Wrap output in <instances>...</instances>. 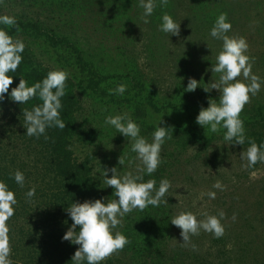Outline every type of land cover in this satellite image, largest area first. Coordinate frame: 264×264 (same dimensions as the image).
<instances>
[{"label":"rangeland","instance_id":"374dc122","mask_svg":"<svg viewBox=\"0 0 264 264\" xmlns=\"http://www.w3.org/2000/svg\"><path fill=\"white\" fill-rule=\"evenodd\" d=\"M78 2L79 6L73 9L78 7L75 11L81 12L67 18L56 15L58 6L63 4L59 0H52L51 6L48 3L43 6L48 11L56 10L53 13L37 11L32 1L25 5L16 0H3L2 7L10 9L7 10L10 16H14V11L28 17L39 13L44 17L42 14L50 13L52 20L65 24L62 25L63 34L77 42L86 51L85 57L99 68L111 72L125 70L143 81L147 90L160 100L153 101L156 104L151 105L152 115L146 118L144 128L143 118L128 108V102L113 106L116 109L113 116L127 113L139 125L140 135L149 142L156 130L155 124L158 126L162 119L160 126L169 128L171 136L162 145V163L156 172L151 176L143 173V182L155 180L157 189L162 179L171 182L172 187L164 197L168 204L148 206L144 211L134 210L124 216L122 227L113 231L121 232L129 243L122 252L109 259H113V264H264V163L245 169L240 158L250 146V138L246 139L245 145H229L223 139V129L219 133L209 132L207 136L205 128L200 126L198 134L183 132L178 127L187 115L181 116L169 106L163 112L164 100L189 106L195 109V115L202 107L209 106L210 98L219 100V90L205 92L203 87H209V83L219 79V74L213 75L209 69L216 63L222 41L212 38L210 31L219 15L226 13L232 24L228 35L247 40L246 55L253 58L252 72L261 81L260 92L244 107L240 119L244 123L246 118L251 120L258 115L264 118V0H169L167 7L159 6L160 0H156L158 6L148 18V24L141 19L143 9L139 7V0ZM165 12L180 23L179 36L159 31ZM52 23L50 26L55 27ZM9 35L21 39L25 47L35 48L34 53L39 59L53 64L35 41L17 34ZM189 78L199 82L200 87L194 92L184 91ZM78 96L82 106L80 119L93 118V111L100 107L86 95L78 92ZM158 111L162 113L158 114ZM88 121L84 120L85 126ZM89 124L95 130L94 142L85 144L82 150L95 152L93 164L102 180L103 169L113 167L121 177L128 172L140 174L137 172L140 162L131 146L126 150L128 154H120L122 134L112 136L105 120L101 124ZM251 141L264 151V142ZM121 155L124 159L127 157L123 166L118 163ZM108 176L111 178L112 173ZM217 180L226 186L225 190L212 187ZM110 189L101 198L105 203L118 199ZM209 191L216 192L215 199L202 195ZM182 211L192 212L198 219H203L204 213L218 215L223 211L226 214L221 221L224 235L217 239L201 231L199 236L191 238L195 250L182 247L181 229L171 224V219Z\"/></svg>","mask_w":264,"mask_h":264},{"label":"trees","instance_id":"16d2710c","mask_svg":"<svg viewBox=\"0 0 264 264\" xmlns=\"http://www.w3.org/2000/svg\"><path fill=\"white\" fill-rule=\"evenodd\" d=\"M16 1L25 5L32 1L37 11H46L47 8L43 6L47 3L51 6L52 3V0ZM59 1L63 4L58 6L56 15L67 18L81 12L75 11L78 7L73 9L79 6L78 0ZM3 4L1 3L0 14L10 16V11H7L10 9H4ZM66 6L69 7L65 8ZM70 8L71 10H68ZM55 11L52 8L48 12ZM14 12L13 17L17 21L19 31L16 27L2 24L0 27L9 34L25 36L35 41L37 46L48 54L46 56L53 64L39 59L34 53L35 48L32 49L29 45L25 47L18 70L9 73L14 80L9 93L6 94L5 100L0 102V181L7 184L17 199V204L14 205L15 215L8 221L12 248L10 259L13 264H72L71 259L79 245L62 239L73 223L65 209L73 202L83 203L101 199L111 188L103 183L95 171L93 164L95 152L82 150L85 144L94 142L95 130L93 127L90 128L89 122L101 124L107 116L115 114L116 109L113 106L128 102V108L138 112L137 114L143 118L144 128L146 118L152 115L151 105L156 104H153V101L160 100L147 90L143 81L132 77L130 72L125 70L111 72L99 68L93 60L86 58V51L63 34L62 25L65 24L52 20L50 13L42 14L44 17L40 13L28 17ZM119 12L127 17L123 11ZM45 17L49 22H53L55 27H51V23L49 24ZM52 70H63L68 73L66 95L61 98L63 107L60 110L66 128L64 130L48 128L46 130L48 140H45L43 135L39 139L34 136L28 137L23 127V109L31 110L42 102L38 98L22 105L13 102L10 99L11 88L18 86L21 76L27 81L28 86H32L42 81ZM120 84L127 85V90L122 96L109 94L110 89H115ZM78 92L86 95L100 107L93 111V118L87 115L90 116L87 118L89 121L80 119L82 106ZM168 106L174 108L181 116L187 115L178 130L198 134L200 125L196 123L198 115H195V109L164 100L163 112H166L165 108H169ZM261 118L259 115L252 117L251 120L246 118L244 122L246 139L264 142V118ZM84 120L88 121V125H84ZM106 126L109 127L112 136L118 134L114 127ZM119 140L120 154L126 153L131 146L130 140L128 141L125 136ZM16 170H20L25 176L23 188L15 182L12 175ZM33 187L36 194L29 203L25 193ZM110 190L114 191L113 188ZM102 264H113V259H107Z\"/></svg>","mask_w":264,"mask_h":264},{"label":"clouds","instance_id":"9594fccd","mask_svg":"<svg viewBox=\"0 0 264 264\" xmlns=\"http://www.w3.org/2000/svg\"><path fill=\"white\" fill-rule=\"evenodd\" d=\"M0 3H3V0H0ZM168 3L169 0H160L159 6L167 7ZM157 6L156 0H139V7L143 9L141 19L145 24L150 22L148 18ZM0 24L16 27L19 31L13 16L0 15ZM231 29L232 24L228 22L227 14L222 13L210 31L212 38L222 41V49L215 57L216 63L209 69L213 75L219 74V79L213 80L209 83V87L203 88L205 92L219 90L220 97L218 101L209 99V106L201 108L196 123L205 128L206 136L209 132L219 133L223 128L226 129L223 136L225 142L229 145H245V128L240 114L251 102V98L260 92L261 81L260 77L252 72L253 58L246 55L249 48L247 40L244 37L229 36ZM159 31L170 36H179L180 23L175 22L173 17L165 12ZM24 50L25 44L21 39H14L8 31L0 28V102H3L6 94L9 93L10 86L14 82L13 76L9 73H15L18 70ZM67 79V72L52 70L42 81L32 86H28L27 81L21 76L18 86L11 88L10 99L13 102L22 105L34 98L42 102L31 110L23 109V127L28 137L34 136L39 139L43 135L45 140H48L49 137L46 134L48 128L60 130L66 128L65 122L61 119L60 110L63 107L61 98L66 95ZM198 87H200L199 82L195 78H189L184 91L194 92ZM126 90L127 85L120 84L117 88L110 89L109 94L122 96ZM161 123L162 119L152 133V141L149 142L140 135L139 125L127 113L109 115L105 118L106 125L114 127L118 133L131 141V151L136 154V159L140 162L137 166V172L140 174L133 175L132 172H128L121 177L116 167L103 169V183L114 189L113 195L118 199L108 200L107 203L101 199L83 203L73 202L65 209L73 223L62 239L70 241L73 245H79L71 259L72 264H102L113 255L122 252L129 241L121 232L113 231L122 227V218L134 210L144 211L148 206L159 207L161 204H168V200L164 199L172 187L168 179H162L158 189L155 180L143 182V173L151 176L162 163L160 157L162 145L166 138L171 139L168 134L170 129L161 127ZM249 145L240 154L242 167L245 169L253 168L257 163H264V151L261 150V146L251 140ZM118 163L124 165L123 155L119 157ZM109 172L112 173L111 178L108 176ZM12 175L15 182L23 188L24 174L16 170ZM212 187L223 191L226 186L217 180ZM35 194V187L27 191L25 193L27 202L30 203ZM202 195H207L209 199L216 198L214 191ZM16 204L15 193L9 190L6 183L0 181V264H13L10 259L12 248L8 221L15 215L14 205ZM225 215L223 211H220L218 215L204 213V218L198 219L192 212L182 211L171 219V224L181 229L183 239L181 246L195 250L196 245L192 244L191 238L199 236L201 231L212 234L217 239L224 235L225 228L221 221Z\"/></svg>","mask_w":264,"mask_h":264}]
</instances>
